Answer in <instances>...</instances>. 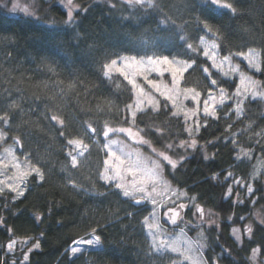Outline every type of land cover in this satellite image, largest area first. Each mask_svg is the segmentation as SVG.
Masks as SVG:
<instances>
[{"label": "trees", "instance_id": "16d2710c", "mask_svg": "<svg viewBox=\"0 0 264 264\" xmlns=\"http://www.w3.org/2000/svg\"><path fill=\"white\" fill-rule=\"evenodd\" d=\"M20 1L31 6L34 16L12 13L10 0H0V116L7 114L16 134L35 150L43 180L31 175L22 196L0 193V264H22V252L17 257L6 252L7 243L20 237L40 244L23 264H167L166 257L152 251L146 235L145 202L135 204L113 184H105L93 164L73 168L65 155L67 141L88 124L130 126L127 106L134 102L135 90L121 73L105 76L103 67L122 56L194 58L197 63L185 72L184 86L206 94L217 87L211 85L216 79L231 95L238 79L212 68L203 57L199 39L208 38L221 56L231 55L264 85V0H221L235 11L217 9L206 0H152V6L75 0L70 24L59 0ZM204 22L212 32L203 28ZM187 43L198 51L192 53ZM248 50L259 53L260 71L238 59ZM163 79L170 81L168 74ZM157 97V110L137 112L134 128L177 162L176 168L161 162L164 177L215 216L204 229L207 264H252L254 248L264 258V100H246L240 118L230 101L215 118L202 117L199 131L190 136L184 116L173 115L170 101ZM0 127L5 128L3 121ZM191 139L196 147L179 146ZM239 147L251 150L250 160L237 159ZM257 160L262 170L252 181L256 202L227 196L238 178L251 181ZM255 209L263 218L252 219L249 234L245 224ZM232 227L243 231L241 242L233 238ZM92 229L101 238L100 247L72 256L71 245ZM189 233L195 235L192 229Z\"/></svg>", "mask_w": 264, "mask_h": 264}, {"label": "snow or ice", "instance_id": "6c2138e0", "mask_svg": "<svg viewBox=\"0 0 264 264\" xmlns=\"http://www.w3.org/2000/svg\"><path fill=\"white\" fill-rule=\"evenodd\" d=\"M12 3L11 12L16 13L20 12L23 13L26 16H34V12L31 10L30 5L21 4L20 0H10ZM130 4H147L148 6H152V0H128ZM207 4H211L215 6L217 9L224 8V9H231L232 11H235L232 9L231 4H225L222 3L221 0H206ZM68 6V12H67V20L66 23H72L73 22V8L72 6V0H67ZM78 7V6H76ZM203 28L207 32H212V28L207 22H204ZM180 39L182 41H186L187 38L181 36ZM199 44L203 46V57L207 58V60L211 61L212 68H215L217 70H222V66L225 62H229L231 59V55L224 56L222 59L218 60V52L216 49L218 48V45L213 41L212 43H208L205 41L203 37H200ZM187 49H189L192 53H196L198 51V48L194 46L192 43H187ZM238 55L244 56L245 59L248 60L250 67H255L257 71H260V67L257 63L254 62V60L251 58L252 53L251 50H249V54L245 53H239ZM127 59V58H124ZM136 57H132V60H136ZM117 60H111L110 64H105L104 67V74L105 76H108L110 73V70L112 66L117 65ZM197 63L196 59H191V61L187 60H177L175 57L169 58L168 55H152L141 57L139 59V64L144 65V71L147 72H158L160 76H163L165 72L170 74L171 76V83L173 87L171 89H168L165 85L164 88L165 91H161V87L159 86L158 82L153 79H149L148 75L143 76V80L147 82L151 88H153L156 92H159L160 95L164 96L166 100H169L172 102L173 106L176 107L177 104V81L179 77L183 76V73L188 71L190 68H193V65ZM203 71L208 74L209 77H211V73L209 71L208 67H204ZM124 75L125 79H128V75L126 73H121ZM226 76L227 73H224ZM129 84L132 85V88L134 90H139L140 94H143L147 96L148 94L145 93L144 88L141 84L137 83L134 79H128ZM242 85H245L243 92L248 93L251 92V95L253 98H255L257 95H264V92L259 91V89L264 88V85H262L259 81L252 80L250 77H245L243 73H241V80ZM211 85L218 87V81L216 79H211ZM219 91V99L217 100L216 96L213 94V88L208 89V97L203 101V114L205 117H216V106L224 105L226 100L228 99H234L235 97H240L243 95L241 92V89L238 87L236 89V92L229 95L225 89L218 88ZM190 94V95H189ZM184 99L191 98L194 102H196L197 105H199V97L200 93L196 92L194 89H185L183 90ZM246 98V97H244ZM242 100L238 99L236 100V110L237 115L240 114V105L242 104ZM144 100L140 98V96H137V99L135 101V104H129L127 106L128 111L131 116L130 126L125 127H111L107 122L104 124L102 135L104 137V143H103V149L106 152V158L104 160V170L100 173V179L104 180L106 183L112 184L114 182V187L118 190H120L124 197L132 198L135 200L136 204H141L142 202H147L151 204L152 211L150 212L149 216H146L144 218V224L145 227L148 230V235L152 239V245L153 248L158 252L163 251H171V252H179V244H180V237L178 236L172 241L167 240L164 237L163 231L161 230L159 219L157 216V208L161 206L164 203V192H171L172 196L175 197H183L186 196L187 193L185 192H178L175 189H171L170 186H168L167 182L163 180L162 178V164L159 160H153L151 162V165H149L145 159L142 157V155L139 152L132 153L130 151H127V145H125L122 141L110 139V133L112 134H119L123 133L126 136H128L131 139H136L138 142L143 144H148L149 141L143 139V137L140 135L141 129H138L137 131H133V126L135 125L136 120V113L137 111H143V108L141 105H143ZM148 104L153 106V110H157V104H154L151 97L148 99ZM198 108L197 109H188L184 111V117H185V123H188V120L192 116H197L198 114ZM178 112H174L173 115H178ZM53 120H56L57 118L55 116L52 117ZM0 121H3L5 124L8 123V117L7 114L0 116ZM62 124L63 121H60ZM199 118H197L195 122V129L191 127L185 128V131L189 132V135H192L193 131H199L200 128ZM231 127V126H229ZM89 130L92 134H96L97 130L96 128H93L90 124L88 125ZM61 135H64L63 132H61ZM5 139V134L3 132H0V140ZM15 143L19 144V140L17 139ZM68 145L72 146V150L68 152V156L71 159V166L73 168L77 167V164L79 162L80 157H84V154L89 151V146L84 143L83 140H68ZM93 143H99L98 140H93ZM233 143L235 141L233 140ZM197 145V141L195 139H191V142L181 141L180 147H190L194 148ZM168 148H171L172 145H168ZM9 153H11V150H7ZM155 152V149H153ZM246 156L250 155V153H244ZM159 157H162L163 161H166L168 165H170L172 168L177 167V162L173 160L170 156L165 154L164 152L158 153ZM239 155L237 156V159H239ZM13 161L16 160L15 156H12ZM27 160V158H26ZM2 163V161H0ZM13 167L19 169L20 163L14 162ZM32 172H34L41 180H43V174L41 173L40 168L38 167H32L29 172H25L22 175H29ZM231 176V173L228 174ZM128 177H131V179H128ZM237 184L240 183L239 180L236 181ZM0 184H3V181H0ZM164 186V192L159 190V186ZM242 186V185H241ZM8 189L12 192H16L18 196H22L24 193L22 190H18L19 186H13L12 184L7 185ZM4 187H0V193L4 192ZM247 191L249 193H252V188L248 187ZM229 195H231V188H229ZM159 198V199H158ZM191 200H195V197H191ZM172 204L175 205L174 207H168L167 211L165 212V216L168 218L169 222L173 225L177 224V220L180 217V212L185 208V205L183 203L177 204L175 200H172ZM196 209V213H199L200 218L203 219L205 213L204 209L199 205H194ZM195 215V213H194ZM149 217H151V222ZM39 219V217H37ZM243 219V218H241ZM0 223H2V220H0ZM11 231V230H9ZM247 233H251L252 229L250 226L246 229ZM96 229H92V238L81 240L79 242H76L78 244H83L90 246L92 248H99L101 245V238L98 235H95ZM183 235V230H181V236ZM233 235L235 236V239L237 242H240L241 236L239 234L238 229H233ZM18 243L16 240H11L10 243L7 245V251L12 252L14 251L15 245ZM21 244H27V241H20ZM188 246L186 248V251H193L192 245L190 242H187ZM40 247L39 242H36L33 245V248L38 249ZM33 248H29L28 251L31 252ZM80 247H72L71 252L73 255L76 253L81 252ZM198 251V249H197ZM259 250L254 249L253 250V257L257 254ZM184 255L183 253H181ZM185 260H189L191 264H202V257L199 255H184ZM28 260V254L25 253L23 257V261L26 262ZM23 264V262H22Z\"/></svg>", "mask_w": 264, "mask_h": 264}, {"label": "rangeland", "instance_id": "374dc122", "mask_svg": "<svg viewBox=\"0 0 264 264\" xmlns=\"http://www.w3.org/2000/svg\"><path fill=\"white\" fill-rule=\"evenodd\" d=\"M59 1L68 10V8L70 6H68L67 0H59ZM20 3L24 4V2H21V1H20ZM76 6H77V4L75 3V0H72V6L71 7L73 8V10L77 9ZM204 39L209 44L213 42V40H211V39H208V38H204ZM199 46L201 47V49L203 51V46H201L200 44H199ZM216 51L218 52L217 49H216ZM251 51L254 54L251 56V58L261 68V60H260L259 53L256 50H251ZM245 54H249V50L247 52H245ZM150 56H152V55H150ZM132 57H136L137 59L132 60ZM141 57L146 58L147 56H141ZM141 57H137V56H133V55H126V56H122V57L114 59V60H117L118 63H117V65L112 66L109 75L111 73H115V72H118V73L123 72V73H126L128 75V79H134V80H136L137 83L141 84L142 87L144 88L145 93H147L148 95L145 96L143 94H140L138 89L135 90L136 97H135L134 102L132 104L133 105L135 104L137 96L139 95L140 98L144 100L143 105H141V107L144 110L148 107L153 108L152 105L148 104L149 97H151L154 104L158 105V97L157 96H162V95H160L159 92H156L153 88H151V86H149L146 81L143 80L144 75H148L149 79L156 80L158 82L159 86L161 87V91L166 90L164 88L165 85L167 86L168 89H171L173 87V85L171 83L172 78H171L170 74H168L167 72H165L164 75L168 74V76L170 77V81H165L163 79V76H160L158 74V72L144 71V67H145L144 65H140L138 67L137 65L139 64V59ZM237 57L250 70L257 71L255 67L249 66L248 60L245 59L244 56L238 55ZM124 58H127V59H124ZM169 58L171 59L173 57H169ZM222 58H223V56H221L218 52V60L222 59ZM176 59L177 60H183L180 58H176ZM108 64H110V62ZM219 71H221L223 74L227 73L226 76H230V77L236 76L238 79V84L236 86V89L239 87L241 89V92L243 93V95L240 97H235L234 99L226 100L224 105L217 104L216 116L218 115L219 111L224 109L230 101L233 103V110L232 111L237 115L236 100H238V99L242 100L243 101L242 104L248 99H262V100H264V95H257L255 98H253L251 95V92H248V93L243 92L245 85H242L240 82L241 73H243L245 75V77H250L252 80H255V81H259V80L257 78H255L252 74L246 73L244 70H242L240 63L233 61V59H230L229 62H225L223 64L222 70H219ZM184 74H185V72L183 73V76H184ZM183 76L179 77L178 81H177V85H176V89H177V93H178L177 104H176V107H174V106L173 107L176 110V112L182 114L183 116H184V111H186L188 109H197L198 108L199 110H198L197 116H192L188 120V127L195 129V122H196L197 118H199V123L201 125L202 124V122H201L202 117H205L203 114V101L208 97V91L206 94H202L201 91L194 89L196 92L200 93L199 105H197L196 102H194L191 98L184 99L183 90L193 89V88H188V87L184 86ZM218 88L219 87L213 88V94L216 96L217 100L219 99ZM236 89L233 91V93L236 92ZM259 91L264 92V88L259 89ZM162 97H164V96H162ZM244 97H246V98H244ZM170 103L172 104L171 101H170ZM242 104L240 105V114L237 115V118H240L242 116ZM137 112H139V111H137ZM104 124L105 123H103V126L101 128H96L95 126L90 124L93 128H96V130H97L95 135L92 134L91 131L89 130V128H88L89 124L84 125V126H82V132H81L80 136L75 137L73 139H69V140H83L84 143L89 146V151L84 154V157L78 158L79 162L77 164V167H88L89 165L93 164L94 169H95V171L99 177H100V173L103 172V170H104V160L106 158V152L103 149L104 137L102 135ZM109 126L115 127L114 125H111V124H109ZM120 127H123V126H120ZM125 128H127V127H125ZM133 131H137L134 128V126H133ZM0 132H3L5 134V139L0 140V161H2V163H0V181H3V184H0V187H4L5 190L10 191L7 187L8 184H12L14 187L18 185L19 186L18 190H22L24 193L26 190V187H27L28 178L31 175H35V173L32 172L31 174L26 175V176L22 175V174L25 172H29L32 167L40 168L39 159L36 157L37 154H36L35 150L29 145L27 140H25L20 135L16 134V128L14 126L7 123V124H5V128L0 127ZM109 138L122 141L125 145H127V151H130L132 153L139 152L149 165H151V162L153 160H159L160 163L161 162L167 163L166 161H163L162 157L158 156V153H160V151L155 149L149 143L148 144L140 143V142H138V140L131 139L123 133H119V134L110 133ZM17 139L19 140V144L15 143V141ZM93 140H98L99 143H93ZM153 149H155V152L153 151ZM238 149H239L238 155L240 157L239 158L240 160L248 161L251 159V157H252L251 150L244 149L241 147H239ZM7 150H11V153H9V151H7ZM71 150H72L71 145H68V147L65 149L66 159L69 161L70 164H71V159L68 156V152ZM244 153H250V155L246 156ZM13 155L16 158L15 161H13V159H12ZM26 158H27V160H26ZM14 162L20 163L19 169L13 167ZM261 170H262L261 161L257 160L254 163V169H253V172L251 175V181L250 182L245 183V182L241 181L239 178L237 179L240 181L239 184L236 183L237 180L234 181L233 185L230 187L231 188V195L234 196V199H239V201H243L245 198L250 197V200L252 203L256 202L257 195L254 194V186L252 184V181L255 178L259 177ZM162 178L164 181L167 182L168 186H170L171 189H175L178 192L187 193V191L185 189H179V188H176L175 186H173L164 177L163 173H162ZM128 179H131V177H128ZM102 181L105 184H109V183H106L104 180H102ZM112 184L114 185V182ZM248 187L252 188V190H253L252 193H249L247 191ZM159 190L164 192V186L163 185L159 186ZM13 193L15 195H17L16 192H13ZM231 195H229V191H228L227 196H231ZM191 197H195V200L194 201L191 200L190 199ZM125 198H128V197H125ZM128 199L133 200L132 198H128ZM172 200H175L177 204L183 203L187 207V209L184 211L183 215L179 218V221L176 225L171 224L169 222L168 218L165 216V212L167 211L168 207H174L175 206L172 204ZM194 205L201 206L198 203L196 196H190L187 193L186 196L175 197V196H172L171 192L169 191V192H164V203L157 208V216L159 219V224H160L161 230L163 231V234H164L163 238H166L167 240L172 241L179 236L180 237V244H179L180 251L179 252H171V251L158 252V251H156L153 248L152 239L148 235V230L145 227L144 219H143V226H144L146 235L149 239L152 251L156 254H159L161 256L166 257L167 264H191V262L189 260L184 259V255H188V256L199 255L202 257V264H207L205 257H204V254H203V248L205 246V231H204V229H205V226L212 225L215 222L216 218L211 211L204 209L202 207L204 209L205 215H204L203 219H201L199 213H196V209H195ZM143 207H144L143 209L147 211L146 216H149L150 212L152 211L153 206L151 204L145 202V204H143ZM194 213H195V215H194ZM262 218H263V213H260L258 209H255L252 213L251 219H249V221L245 224V229H247V227L252 224V219L261 221ZM149 219L151 222V217H149ZM191 229L194 230V232H195L194 236H191L189 233V231ZM233 229H238L239 234L242 238L243 231L239 227H232L231 233H232L233 238L235 239V236L233 235ZM181 230H183L182 236H181ZM89 238H92V234L88 235L85 238H81V239H78L77 241H75L69 249L70 254L72 256H74L71 252L72 247H80L82 249L81 252L84 250L91 249L92 247H90V246L76 243V242H79L81 240H85V239H89ZM14 240L18 241V243L15 245L14 251H12V252L7 251V245L10 243V242H8L6 245V252L9 254L15 255V257H17L16 254H20L22 252L21 257H22V262L24 263V261H23L24 254L27 253L29 256L28 249L33 248V245L36 242H33L31 237H20V238L14 239ZM25 240L27 241V244L19 243L20 241H25ZM187 242L191 243L193 251H186V248L188 246ZM240 242H241V240H240ZM33 249H36V248H33ZM197 249H198V251H197ZM254 249H258V248H254ZM181 253H183L184 255H182ZM76 254H78V253H76ZM252 254H253V251H252ZM252 254H251V258H250L252 261V264H264V258L260 257L259 251L255 255V257H253Z\"/></svg>", "mask_w": 264, "mask_h": 264}, {"label": "flooded vegetation", "instance_id": "af4514ba", "mask_svg": "<svg viewBox=\"0 0 264 264\" xmlns=\"http://www.w3.org/2000/svg\"><path fill=\"white\" fill-rule=\"evenodd\" d=\"M187 209V207L185 206V208L180 212V217L183 215V213H184V211ZM179 217V218H180ZM179 218H178V220H177V223H178V221H179Z\"/></svg>", "mask_w": 264, "mask_h": 264}, {"label": "water", "instance_id": "95a60500", "mask_svg": "<svg viewBox=\"0 0 264 264\" xmlns=\"http://www.w3.org/2000/svg\"><path fill=\"white\" fill-rule=\"evenodd\" d=\"M133 203H135V204H136L135 200L133 201Z\"/></svg>", "mask_w": 264, "mask_h": 264}]
</instances>
